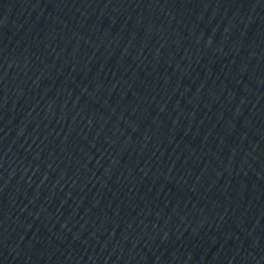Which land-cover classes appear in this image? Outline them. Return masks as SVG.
<instances>
[{"label":"water","instance_id":"1","mask_svg":"<svg viewBox=\"0 0 264 264\" xmlns=\"http://www.w3.org/2000/svg\"><path fill=\"white\" fill-rule=\"evenodd\" d=\"M0 264H264V0H0Z\"/></svg>","mask_w":264,"mask_h":264}]
</instances>
